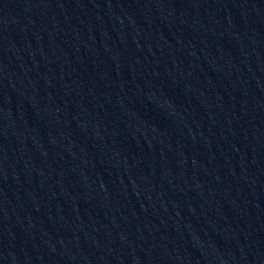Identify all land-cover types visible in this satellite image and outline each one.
I'll return each instance as SVG.
<instances>
[{"label":"water","instance_id":"obj_1","mask_svg":"<svg viewBox=\"0 0 264 264\" xmlns=\"http://www.w3.org/2000/svg\"><path fill=\"white\" fill-rule=\"evenodd\" d=\"M0 264H264V0H0Z\"/></svg>","mask_w":264,"mask_h":264}]
</instances>
